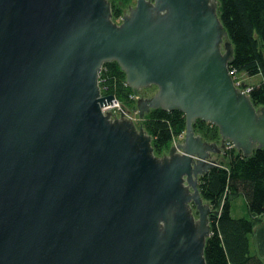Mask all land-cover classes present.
I'll return each mask as SVG.
<instances>
[{"label":"water","instance_id":"water-1","mask_svg":"<svg viewBox=\"0 0 264 264\" xmlns=\"http://www.w3.org/2000/svg\"><path fill=\"white\" fill-rule=\"evenodd\" d=\"M217 7L135 0L117 22L109 0H0V264H206L218 211L199 178L228 143L244 157L264 149V105L234 82ZM111 61L139 119L183 112L162 155L124 106L102 110L116 101L98 80ZM253 243L264 258V220Z\"/></svg>","mask_w":264,"mask_h":264},{"label":"trees","instance_id":"trees-1","mask_svg":"<svg viewBox=\"0 0 264 264\" xmlns=\"http://www.w3.org/2000/svg\"><path fill=\"white\" fill-rule=\"evenodd\" d=\"M133 0H109L113 21H120ZM218 16L233 46L228 69L241 89L248 88L254 106L264 105V0H217ZM259 77L258 80H243ZM102 94H113L120 105L136 111L137 93L125 82V74L115 61L105 62L99 74ZM138 118V116H137ZM151 135L155 155L167 152L185 129L183 112L161 108L150 109L136 121ZM193 130L206 141H218L217 126L201 119ZM219 165L199 178L198 190L212 211L210 235L206 239V264H264L253 243V231L264 220V149L252 151L249 157L233 146L218 156ZM243 196L248 216L231 214L232 200Z\"/></svg>","mask_w":264,"mask_h":264},{"label":"rangeland","instance_id":"rangeland-1","mask_svg":"<svg viewBox=\"0 0 264 264\" xmlns=\"http://www.w3.org/2000/svg\"><path fill=\"white\" fill-rule=\"evenodd\" d=\"M135 2V0L132 1V3L130 5H133ZM127 10V8H126ZM125 10V11H126ZM243 80H249L247 77L245 76H240ZM154 91V90H153ZM141 94L142 95H149L151 94L150 90H141ZM118 110L115 109V112L117 113ZM125 113L128 117H131L136 121H138L137 118V112L136 111H129L127 109H125ZM179 139V138H178ZM178 139L174 140L172 143H175ZM231 214L235 217H241V216H248V211L246 208V203H245V199L243 196H237L232 200L231 203Z\"/></svg>","mask_w":264,"mask_h":264},{"label":"built area","instance_id":"built-area-1","mask_svg":"<svg viewBox=\"0 0 264 264\" xmlns=\"http://www.w3.org/2000/svg\"><path fill=\"white\" fill-rule=\"evenodd\" d=\"M235 83H236V85L238 86V83H237V82H235ZM243 90H245L246 92H248L249 89L246 88V89H243ZM119 107H120V104H119V102L116 100V101H114L112 104L104 106V107L102 108V110H103V111H105V110H111V111L115 112V109L118 110ZM182 135H183V132L179 135L178 138H180ZM227 146H232V145H231L230 143H228Z\"/></svg>","mask_w":264,"mask_h":264},{"label":"crops","instance_id":"crops-1","mask_svg":"<svg viewBox=\"0 0 264 264\" xmlns=\"http://www.w3.org/2000/svg\"><path fill=\"white\" fill-rule=\"evenodd\" d=\"M250 81H255V80H258L259 79V77L258 76H256V77H254V78H248Z\"/></svg>","mask_w":264,"mask_h":264},{"label":"flooded vegetation","instance_id":"flooded-vegetation-1","mask_svg":"<svg viewBox=\"0 0 264 264\" xmlns=\"http://www.w3.org/2000/svg\"><path fill=\"white\" fill-rule=\"evenodd\" d=\"M155 88L154 87H152V88H148V89H143V90H150V92L152 93L153 92V90H154ZM168 151V150H167Z\"/></svg>","mask_w":264,"mask_h":264}]
</instances>
